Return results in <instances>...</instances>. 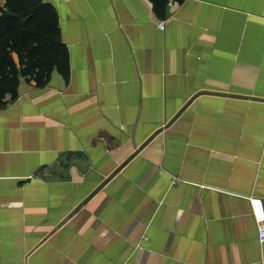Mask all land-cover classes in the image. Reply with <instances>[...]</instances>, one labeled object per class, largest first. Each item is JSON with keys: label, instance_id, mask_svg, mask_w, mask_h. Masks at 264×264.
Listing matches in <instances>:
<instances>
[{"label": "crops", "instance_id": "1", "mask_svg": "<svg viewBox=\"0 0 264 264\" xmlns=\"http://www.w3.org/2000/svg\"><path fill=\"white\" fill-rule=\"evenodd\" d=\"M44 1L69 76L0 106V264H264V0Z\"/></svg>", "mask_w": 264, "mask_h": 264}, {"label": "trees", "instance_id": "2", "mask_svg": "<svg viewBox=\"0 0 264 264\" xmlns=\"http://www.w3.org/2000/svg\"><path fill=\"white\" fill-rule=\"evenodd\" d=\"M55 70L68 78L69 55L54 8L44 0L0 2V106L7 94L17 98L21 78L42 87Z\"/></svg>", "mask_w": 264, "mask_h": 264}, {"label": "water", "instance_id": "3", "mask_svg": "<svg viewBox=\"0 0 264 264\" xmlns=\"http://www.w3.org/2000/svg\"><path fill=\"white\" fill-rule=\"evenodd\" d=\"M239 98H243L237 96ZM181 115V113L177 114L164 128H168L171 124H173L177 118ZM163 128V129H164ZM163 129H159L153 136H151L147 141H145L140 147H138L121 165H119L115 171H113L104 181L100 183L75 209L70 213L69 217H72L74 214L83 209L89 202L94 198V196L108 183L110 182L130 161H132L137 154H139L151 141L152 139L159 133L163 131Z\"/></svg>", "mask_w": 264, "mask_h": 264}, {"label": "built area", "instance_id": "4", "mask_svg": "<svg viewBox=\"0 0 264 264\" xmlns=\"http://www.w3.org/2000/svg\"><path fill=\"white\" fill-rule=\"evenodd\" d=\"M169 6H172L173 3L170 1L168 3ZM159 29L164 30L165 29V22L161 21L159 23ZM257 226H258V238L260 242H264V215L261 213H258L256 216Z\"/></svg>", "mask_w": 264, "mask_h": 264}, {"label": "rangeland", "instance_id": "5", "mask_svg": "<svg viewBox=\"0 0 264 264\" xmlns=\"http://www.w3.org/2000/svg\"><path fill=\"white\" fill-rule=\"evenodd\" d=\"M16 57V56H15Z\"/></svg>", "mask_w": 264, "mask_h": 264}]
</instances>
